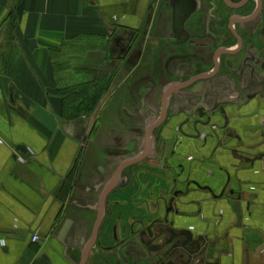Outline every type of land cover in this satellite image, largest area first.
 Returning a JSON list of instances; mask_svg holds the SVG:
<instances>
[{
    "label": "crops",
    "instance_id": "0c3cea01",
    "mask_svg": "<svg viewBox=\"0 0 264 264\" xmlns=\"http://www.w3.org/2000/svg\"><path fill=\"white\" fill-rule=\"evenodd\" d=\"M159 2L0 0V264H80L70 242L80 232L103 248L86 252L84 264H116L112 246L149 207L133 198L136 183L155 188L159 177L174 174L162 170L157 155L177 144L175 130L191 108L178 101L198 96L174 91L180 74L166 78L158 65L156 77L150 66L126 68L111 55L116 35L149 31L146 18ZM219 79L211 123L199 129L205 137L183 140L166 159L170 170L181 166L167 222L201 248L175 261L264 264V96L254 89L243 104L221 91ZM151 81L161 89L153 91ZM160 104L170 114L161 140H153L148 114ZM106 112L114 126L101 122ZM124 113L136 123L126 131ZM153 143L157 153L146 154ZM140 157L136 168L123 167ZM67 220L62 244L57 237Z\"/></svg>",
    "mask_w": 264,
    "mask_h": 264
},
{
    "label": "flooded vegetation",
    "instance_id": "af4514ba",
    "mask_svg": "<svg viewBox=\"0 0 264 264\" xmlns=\"http://www.w3.org/2000/svg\"><path fill=\"white\" fill-rule=\"evenodd\" d=\"M178 6L181 11L179 18H176L174 15ZM146 21L150 27L149 31L141 27L126 32L120 38L116 35L113 40L115 48H111V55L124 59L126 68L131 66L140 69L145 65L150 66L156 77L161 78L158 75L159 66L166 70V78L180 74V77L174 80L177 83L174 91L189 90L192 95L198 97L195 102L191 101L189 104L186 99L178 101L191 108L185 110L186 118L175 130L177 135L180 125L183 129V124L188 119L187 115L198 120L199 115L206 114L211 123L212 116L208 110L216 107L217 98L213 95L219 89L218 82L213 81L214 78L224 81L220 89L229 97L236 94L246 98L254 89L263 87L261 83L264 81V0H160L157 10L146 18ZM162 35L163 42H160L159 38ZM151 83L153 91L161 89L158 87L161 83L156 81ZM263 92L262 89L261 93ZM238 100L237 98L236 101L239 103L244 99ZM169 108L164 109L160 104L156 112H149L148 115L153 118L148 126L152 127L149 134L154 136L153 140H161L159 130L168 122ZM143 115L137 117V121H143L145 118ZM207 118L204 117L203 120L206 121ZM174 140L178 142L179 137H175ZM176 145L172 148L163 146V153L157 155L164 161L161 167L165 173L171 174L175 171L170 179L165 178L166 175L164 178L159 177L162 182H156L155 188L150 185L145 190L143 185L139 184L140 180L136 183L138 191L133 198L149 207L138 213V217H131L128 222L130 224L128 234L116 240L112 246V251L117 256L116 264H169L177 262L176 256L185 255L190 258L199 253L201 249L199 241L191 238L187 243L182 235L188 237L187 234H181L178 230L172 232L167 222V213L173 211L172 201L178 194L176 182L181 166L170 170L166 165V159L175 154ZM154 151L157 153L155 143L151 144L148 154ZM142 161L144 160L125 167L136 168ZM138 174L139 171H135L132 176L137 178ZM125 181L128 182V179ZM170 187L173 188L171 194ZM108 195L106 193L101 197L104 203ZM71 200L76 206L86 205L82 199ZM159 207L162 208L161 214ZM83 238L84 235L80 232L76 234L75 240H70L73 250L79 253L75 259L76 263L82 261L81 253L86 255V252L94 248L96 251L103 249L96 238L86 240Z\"/></svg>",
    "mask_w": 264,
    "mask_h": 264
},
{
    "label": "water",
    "instance_id": "95a60500",
    "mask_svg": "<svg viewBox=\"0 0 264 264\" xmlns=\"http://www.w3.org/2000/svg\"><path fill=\"white\" fill-rule=\"evenodd\" d=\"M179 11H181L180 6H178L177 10L175 11V15L174 16L176 18H179V15H180ZM177 21L179 23V19ZM179 27L180 26L178 25L177 28H179ZM123 55L125 56V53H123ZM261 85L263 86L261 88L264 90V81L261 83ZM262 96H264V92L261 94V97ZM240 97H241V99H244V100H242L243 104L248 103V100H252V98H253V97H251V98H243V96H241V95H240ZM205 115L206 114L199 115L198 120H194L191 117H189V115H187L188 119L183 124V126H185V128H186L185 130H187V131L182 130V125H180L179 126V129H177L178 130V135L177 136L179 137V140L177 142L178 145H181L182 144L181 142H183V140H188L189 141L188 143L191 144V142L193 140H198L200 138L201 133H200V130L199 129L200 128L202 129V127H207L209 125V123H210V118L209 117L207 118V116H205ZM204 117L207 118L206 121L203 120ZM150 130H152V127L150 128ZM150 130L148 131L149 133H151ZM178 145H176V147H175L176 150H178L177 149L178 148ZM174 152L177 155V152H179V151H174ZM146 154H148V152ZM146 154H144L142 157H144ZM175 154H173V155H175ZM142 157H140L139 160H135L133 162H128V163L124 164L123 167H125V166H131L132 164L138 163L142 159ZM71 225H72V222L69 221V220L65 221V223L62 225V228H61L60 232L58 233V237H57V240L60 243H62V244L64 243V241H65L64 239L67 237V235H68V233L70 231ZM169 226H170L169 229L173 232L174 231V229H173V223L172 222L169 223ZM96 229L97 228H95V230ZM179 231L181 232V234L182 233H186L184 230H178V232ZM189 234L190 233L187 234L188 237H186L184 234H182L183 237H184V240L187 243L192 238L191 235H189ZM84 262H85V253L83 254L82 261H81L80 264H84Z\"/></svg>",
    "mask_w": 264,
    "mask_h": 264
},
{
    "label": "rangeland",
    "instance_id": "374dc122",
    "mask_svg": "<svg viewBox=\"0 0 264 264\" xmlns=\"http://www.w3.org/2000/svg\"><path fill=\"white\" fill-rule=\"evenodd\" d=\"M102 115H103V113L101 114V122L102 123H104V125L105 126H110V125H113L114 126V123H113V120H109L110 119V114H108L107 112L105 113V115H103V117H102ZM125 117H126V115H125V113H124V118H123V120H124V122H123V130L124 131H126V129H129L130 128V126H136L135 124V122L133 121V122H131L129 119L128 120H126L125 119ZM145 117V116H144ZM119 119H121V118H119ZM106 122H108V123H106ZM143 122H144V119H143ZM142 130H143V128L141 127V129H140V131L142 132ZM160 130H162V128L160 129ZM159 130V131H160ZM139 131V133H141ZM97 132V130L95 129V127H93L92 128V131H91V133H89L91 136H92V138H93V136L95 135V133ZM107 132H109L108 131V129L107 128H105L104 130H102V132H101V134L105 137V136H107L108 135V133ZM201 137L203 136V138L205 137V135L204 134H202V135H200ZM91 138V139H92ZM134 171V173H135V170H133Z\"/></svg>",
    "mask_w": 264,
    "mask_h": 264
},
{
    "label": "built area",
    "instance_id": "2783aa9c",
    "mask_svg": "<svg viewBox=\"0 0 264 264\" xmlns=\"http://www.w3.org/2000/svg\"><path fill=\"white\" fill-rule=\"evenodd\" d=\"M214 128L215 127H212L211 129H213L214 130ZM202 138H203V136H202ZM30 153L32 154V152L30 151ZM37 239H38V237L37 236H33V238H32V240L31 241H33V242H36L37 241Z\"/></svg>",
    "mask_w": 264,
    "mask_h": 264
}]
</instances>
